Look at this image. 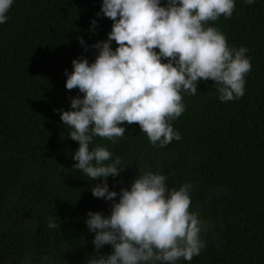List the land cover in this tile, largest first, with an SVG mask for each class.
<instances>
[{"label": "trees", "instance_id": "16d2710c", "mask_svg": "<svg viewBox=\"0 0 264 264\" xmlns=\"http://www.w3.org/2000/svg\"><path fill=\"white\" fill-rule=\"evenodd\" d=\"M100 4L13 0L0 24V264H86L111 252L109 245L94 252L84 221L89 211L107 216L112 201L93 197L99 180L72 167L78 143L53 111L82 96L64 87L71 60L96 55L77 38L90 46L111 30L112 21L96 15ZM207 25L229 46L248 49L243 96L221 102L211 80L198 81L196 94L181 91L185 110L171 121L179 140L153 146L135 122H122L115 143L94 136L89 147L104 146L125 163L106 178L118 195L144 171L164 174L170 188L192 185L189 211L205 222L204 247L177 264H264V0H235L229 18Z\"/></svg>", "mask_w": 264, "mask_h": 264}, {"label": "clouds", "instance_id": "9594fccd", "mask_svg": "<svg viewBox=\"0 0 264 264\" xmlns=\"http://www.w3.org/2000/svg\"><path fill=\"white\" fill-rule=\"evenodd\" d=\"M12 3L0 0V24ZM234 7L235 0H101L96 15L112 21L106 39L86 46L77 38L96 55L91 63L71 60L64 87L82 96L69 98V110L53 111L71 129L68 138L78 143L72 167L90 181L99 180L89 189L93 197L112 201L107 216L86 213L94 252L111 247L109 254L90 256L86 264H177L204 247L205 222L189 211L190 183L170 188L164 174L144 171L118 195L106 178L118 177L125 163L104 146H89L94 136L115 143L125 134L122 122H135L153 146L179 140L171 121L185 110L181 91L196 94L198 81L211 80L221 102L243 96L251 68L248 49L229 46L218 28L207 25L221 15L229 18ZM90 23L94 27L96 20ZM56 219L49 217L47 227L56 228Z\"/></svg>", "mask_w": 264, "mask_h": 264}]
</instances>
